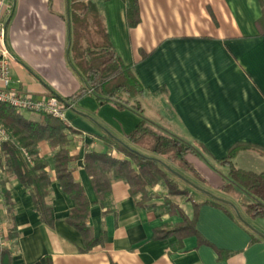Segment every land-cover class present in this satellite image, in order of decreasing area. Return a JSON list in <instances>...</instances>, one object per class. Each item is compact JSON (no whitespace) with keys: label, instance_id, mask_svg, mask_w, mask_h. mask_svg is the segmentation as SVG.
<instances>
[{"label":"crops","instance_id":"0c3cea01","mask_svg":"<svg viewBox=\"0 0 264 264\" xmlns=\"http://www.w3.org/2000/svg\"><path fill=\"white\" fill-rule=\"evenodd\" d=\"M9 2L11 89L35 99L55 95L68 105L71 170L91 203L88 225L99 243L86 251L82 235L67 222L74 202L57 182L50 145L41 142L52 181V225L41 221L31 193L16 178H2L4 219L10 230L8 197L18 244L0 264H35L46 256L53 264H264V217H249L236 194L224 192L228 170L216 164L244 145L236 168L264 173V0H140L134 28L123 0L99 3L117 54L146 89L144 117L193 145L216 168L189 156L198 184L187 181L201 190L189 185L187 197L171 198L158 185L146 202L110 176L108 207L97 199L84 155L110 153V136L130 145L127 137L140 118L92 95L75 99L83 83L67 61V0ZM166 200L178 210H167ZM184 217L194 225L191 235H156L179 227Z\"/></svg>","mask_w":264,"mask_h":264},{"label":"trees","instance_id":"16d2710c","mask_svg":"<svg viewBox=\"0 0 264 264\" xmlns=\"http://www.w3.org/2000/svg\"><path fill=\"white\" fill-rule=\"evenodd\" d=\"M106 1L108 0H67V61L83 83L75 99L92 95L100 103H111L122 110L133 112L140 118V123L127 137L130 145L110 136L105 139L110 153L89 151L84 155L85 169L97 199L101 206L108 207L112 192L110 176L124 181L129 186L131 195L139 197L140 202L149 200V189L158 185L164 186L171 197H187L189 191L181 189L171 176L190 186L192 184L179 175L169 162H175L181 170L196 175L195 169L186 160L187 155H191L203 160L215 171L216 168L193 145L171 135L144 117L140 99L146 95V89L134 69L124 64L110 40L105 17L99 6V3ZM139 1L123 0L130 28L140 23ZM35 116L37 117L26 120L10 107L0 105V121L13 137L12 141L0 148L3 182L5 177L16 178L31 193L34 209L41 221L52 225V181L47 171L48 163L40 157L38 149L41 142H47L53 152L57 182L74 202L67 222L79 231L86 251H90L99 241L94 238L88 225L91 203L82 185L73 178L71 164L74 158L69 150L71 139L68 127L47 115ZM246 148L244 145H235L228 156L216 161V164L228 170V183L223 187L224 192L235 193L249 217L262 218L264 173L242 171L234 164V158ZM241 195L248 199H242ZM211 197L219 203L232 205ZM165 207L171 212L178 210L169 200H166ZM6 208L10 218L7 235L9 246L0 247V261L5 255H11L18 244V232L13 224V211L8 197ZM193 228V223L184 217L183 224L179 227L167 232H157L156 235H161L163 239L174 234L189 236L193 233ZM35 264H53V261L46 256Z\"/></svg>","mask_w":264,"mask_h":264},{"label":"built area","instance_id":"2783aa9c","mask_svg":"<svg viewBox=\"0 0 264 264\" xmlns=\"http://www.w3.org/2000/svg\"><path fill=\"white\" fill-rule=\"evenodd\" d=\"M12 16V5L9 0H0V105L10 107L16 114H43L67 124V104L55 95L35 99L29 94H23L11 89V69L13 57L6 43L8 23ZM12 134L0 122V148L12 141ZM26 158L30 157L25 152ZM3 170L0 169V182ZM6 213L4 200L0 194V247H8L7 235L9 225L4 219Z\"/></svg>","mask_w":264,"mask_h":264},{"label":"rangeland","instance_id":"374dc122","mask_svg":"<svg viewBox=\"0 0 264 264\" xmlns=\"http://www.w3.org/2000/svg\"><path fill=\"white\" fill-rule=\"evenodd\" d=\"M139 3H140V1H139ZM139 9H140V5H139ZM189 156H191V155H187L188 158H189ZM169 164H170L171 167H173V168L176 170V172L179 173L184 179L189 180V181H191V182H193V183H197V184H198V180H197V178H196L191 172L181 170V169L177 166V164H176L175 162H169ZM171 177H172V178L178 183V185L180 186L181 189L185 188V189H190V190H191L190 186H189L185 181H183V180H181V179H179V178H176V177H174V176H171ZM241 196H242L241 198L244 199V200H247V199H248L245 195H241ZM170 197H171V196H170ZM171 198H172V197H171ZM173 198H174V197H173ZM239 205H240V206L242 205L240 201H239ZM239 216H240V215H239Z\"/></svg>","mask_w":264,"mask_h":264},{"label":"water","instance_id":"95a60500","mask_svg":"<svg viewBox=\"0 0 264 264\" xmlns=\"http://www.w3.org/2000/svg\"><path fill=\"white\" fill-rule=\"evenodd\" d=\"M192 186L196 187V186H195V185H193V184H192ZM196 188H197V189H200L199 187H196ZM200 190H201V189H200ZM210 195H211V194H210ZM214 198H216V197H214Z\"/></svg>","mask_w":264,"mask_h":264}]
</instances>
